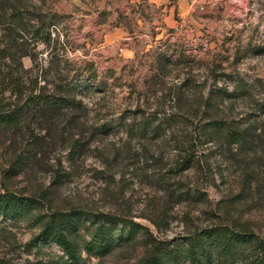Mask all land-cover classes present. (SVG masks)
<instances>
[{
  "label": "rangeland",
  "instance_id": "obj_1",
  "mask_svg": "<svg viewBox=\"0 0 264 264\" xmlns=\"http://www.w3.org/2000/svg\"><path fill=\"white\" fill-rule=\"evenodd\" d=\"M180 3L177 23L157 37L150 21L161 10L147 0H20V21L0 24V100L11 98V75L25 94L36 80L51 93L87 82L74 91L81 106L0 127V191L33 197L35 214L76 210L136 224L133 238L120 240L118 224L115 245L87 251L93 225L83 218L81 264H138L149 239L178 246L216 224L264 239V0ZM41 26L49 43L34 33ZM118 34L133 38L115 47ZM212 119L247 127L248 146L199 134ZM191 142L201 161L180 171L179 143ZM39 230L32 217L0 216V264L65 261L54 242L33 241Z\"/></svg>",
  "mask_w": 264,
  "mask_h": 264
},
{
  "label": "trees",
  "instance_id": "obj_2",
  "mask_svg": "<svg viewBox=\"0 0 264 264\" xmlns=\"http://www.w3.org/2000/svg\"><path fill=\"white\" fill-rule=\"evenodd\" d=\"M20 11V0H0V24L9 18L20 21ZM34 33H38L44 42L49 43V28L41 26L36 28ZM5 58L4 55L0 56V60ZM19 68L23 69L22 64H19ZM7 78L6 90L9 97L14 99L0 100V127L11 129L19 128L23 115L29 112H38L45 116L81 106V102L75 100L74 91L87 87V82L83 84V80L78 78L71 80L68 89L51 93L48 90L50 82L41 84L36 80L28 87L29 93L25 94L26 87L21 78L12 75ZM170 119L166 121L168 128ZM151 130L157 133L163 128L160 124H153ZM202 133L210 139L209 141L221 135L227 144L240 148L248 146L251 135L247 127L241 128L240 125L223 119H212L202 124L199 134ZM196 139H199V136ZM189 144L181 146L179 143L182 154L177 162L180 171L188 170L201 161L199 156H196L195 147L192 148V142ZM38 204L33 197L0 191V216L4 219L32 217L40 224V230L33 241H52L67 256L65 261L57 264H81V244L77 228L83 218L91 219L93 225L91 239L84 240V249L87 251L105 252L115 245L113 228L118 224L122 227L120 240L133 238L136 232V224L133 221L119 220L109 214H91L76 210L35 214ZM148 246L146 255L138 264H178L185 261L190 264H264V239L252 231L236 229L226 224L201 228L186 236L184 243L178 246L172 245L169 240L158 239H149Z\"/></svg>",
  "mask_w": 264,
  "mask_h": 264
},
{
  "label": "crops",
  "instance_id": "obj_3",
  "mask_svg": "<svg viewBox=\"0 0 264 264\" xmlns=\"http://www.w3.org/2000/svg\"><path fill=\"white\" fill-rule=\"evenodd\" d=\"M134 1V0H133ZM137 1V0H136ZM149 5L153 8H156L157 10H161V15L157 16L155 18H152L150 21V24L155 26V29H157L159 32L156 33V37L159 36L160 34H162V30L165 26H171L173 27L175 25V23H177V21L174 19V14L176 9L181 8V3L180 0L178 2H175L173 4L170 5V2L167 0H147ZM176 4H179V6ZM138 23H141V19L139 20ZM125 29L123 27H121L118 31L119 32H123ZM126 31V30H125ZM142 35L145 36H149L148 33H142ZM133 37L131 36H119V34L117 36H115V38H112L110 41L113 42V46H118V43H116L117 41L119 42L120 39H126V40H131ZM123 50V48H121Z\"/></svg>",
  "mask_w": 264,
  "mask_h": 264
}]
</instances>
